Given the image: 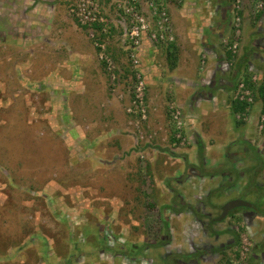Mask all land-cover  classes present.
Segmentation results:
<instances>
[{"label":"rangeland","instance_id":"1","mask_svg":"<svg viewBox=\"0 0 264 264\" xmlns=\"http://www.w3.org/2000/svg\"><path fill=\"white\" fill-rule=\"evenodd\" d=\"M119 1L95 0L100 16L110 28L108 34L101 38L107 43L108 52L115 62L117 78L112 81L89 30L78 23L75 13L72 12L74 6L80 3L79 0H0V5L5 3L12 13L13 9L20 11L16 14L20 23L23 17L28 18L26 26L30 20L34 23L32 17L37 18L35 22L38 26L41 24L39 21L41 18L46 34L44 33L45 36L42 37L41 48L36 50L38 57L35 56V62L43 63L42 67L46 68V73L51 74L48 76L51 81L47 82L60 85L52 98L48 95L41 99L35 96L37 93L34 90L35 82L20 74L22 71L10 72L13 54L12 59H9L7 51H3L7 43L0 40V69L6 71L4 74L6 89L4 85V91H0V98L3 95L11 104L5 108L6 103H0V264H109L111 260L107 258L108 254L100 251L93 252L94 256L91 257L86 255L87 250L75 252L67 249L66 243L71 238L77 240L83 238L81 245L88 248L97 246L101 237L99 232H102L105 238L110 234L118 239L122 236L124 242L122 245L129 248L133 242L136 245L144 242L161 244L164 241L162 237L169 236L166 240L167 250L164 251L167 254H171L180 242L184 249L185 246L190 247L189 244L196 249L207 244L199 259L201 262L188 261V264H264V242L256 245L258 244L256 236L251 235L250 230L242 225V220L234 214L227 215L221 222L215 221L224 232H232L231 235L228 234L231 244L228 245L225 241L228 248L226 251L213 249L212 253H205L208 249L212 250L210 247L213 245L198 236L205 233L201 223L195 222L198 220L191 218L181 220L184 215H174L169 220L165 218L171 225L169 230L162 222L161 215L164 214L162 207L167 206L174 195L171 190L179 191L178 186L171 182H194L193 178H201L200 181L204 182L207 175H210L199 168L194 172L184 171L188 164L194 168L199 164L200 154L196 149V142L199 140L202 142L207 162L202 158L204 164L210 167L212 159L206 152L207 147L213 145L214 135L224 141L225 136H233V131H237L242 123H238L236 114H228L231 113L230 108L225 111L220 107L221 109L216 111L213 106L205 105L195 114L186 115L189 120L183 128L186 141L174 143L172 136L175 124L171 117V109L175 106L179 108L173 93L175 82L169 78L172 79L170 85H157L158 78L167 68L165 64L167 57L160 53L168 44H154L145 40L142 50L137 53L136 68L130 56L132 45L124 35L128 24L122 20L123 13L118 6ZM233 2L234 0H225L224 3L219 0H203L200 15L202 24L210 25L215 15L213 12L217 10L215 5H224L228 12L221 20V23L224 22L222 26L232 28L223 37L227 42L233 31ZM242 2L245 5V12H248L247 17H243L245 24L243 26H250L254 34L251 32L250 35L249 32L248 36L242 33L240 49L233 59V66L238 63L239 73L237 75V71L233 72L232 90L223 96L224 100L228 101H233L239 81L246 78H251L252 81L256 76L257 81L254 84L258 86L264 77V0ZM171 3L177 10H182L181 7L184 5V1L180 5ZM1 8L0 6V10ZM186 8L191 13L195 7L191 4L186 5ZM210 10H213L212 13ZM173 27L175 28L174 23ZM253 40H256L255 44L260 52L254 51L250 58ZM155 45L158 46L160 53H154L152 56L148 51ZM31 52L27 55H32ZM20 53H22L19 56L22 57L20 61H26V53L21 50ZM241 62L246 63V68L240 67ZM136 72L143 74L147 84L145 120L139 113L140 116L128 111L132 105ZM152 76L155 77L157 84L149 85V78ZM180 83L186 86L187 82ZM40 86L42 89L48 87L45 83H41ZM256 93L254 91L255 103L259 100ZM171 105L173 106L170 109ZM246 113L248 114V111ZM86 114L90 123L82 124L86 125L87 135L92 137L96 132L105 140L106 137L110 138L107 139L109 146L104 148L106 154L101 156L104 150L100 152L94 147H90L89 153H84L86 148L81 140H75L73 147L83 150L75 149L73 154L65 157L63 154L67 153V150L63 137L71 138V132L75 136V132L81 129L77 121L80 116ZM263 117L260 109L250 129L262 130V139L259 138L258 142L261 141L259 147L264 156V122H261ZM2 120L8 122L2 123ZM69 121H73L74 124ZM241 122L244 123L243 120ZM45 124L48 129L44 127ZM201 130L206 135L205 139H199ZM55 134L57 137H54ZM114 136H120L122 144L119 141L115 143ZM93 144L97 147L98 143ZM115 145L120 148L118 151ZM140 146L143 147L141 152L138 151ZM107 148H112L113 154L107 155ZM105 159L106 164L102 162ZM119 162L124 165L125 170L122 171L118 167ZM224 167L223 171H226V164ZM257 180L258 176L255 175L248 182L243 198L237 200L254 202L259 197L258 194L264 192L258 184L253 186L255 182H259ZM243 185L244 182L242 188ZM187 188L188 194L190 189H193L191 183ZM195 189L192 195L203 194L200 192L204 190L197 191L201 189L200 187ZM178 200L180 198L175 195L174 202ZM195 201L196 204H200L196 209L202 208L205 212L206 207L202 203L207 204V201H203L201 197H195ZM187 202V205L192 206L193 203ZM209 202L218 206L224 204L221 201ZM242 208L237 209L240 211ZM210 210L214 214L210 221L223 214L220 209L217 212ZM165 211L169 217L170 212ZM177 230H181L180 233ZM210 238L214 240L212 236ZM110 240L112 241L113 237H110ZM75 244L80 245L77 242ZM72 255L77 257L73 258ZM71 257L72 261H69Z\"/></svg>","mask_w":264,"mask_h":264},{"label":"crops","instance_id":"2","mask_svg":"<svg viewBox=\"0 0 264 264\" xmlns=\"http://www.w3.org/2000/svg\"><path fill=\"white\" fill-rule=\"evenodd\" d=\"M183 1H184V5L183 7H181L182 10H177L176 7L172 5L171 2H175L174 0H168L170 4L168 2L166 3V6L169 10V14L172 18V22L175 25L174 30L176 32L175 31L174 32L176 33L177 36V43L175 42L171 43V45H169L166 48L161 47L162 48L161 53L159 51L158 46L155 45L149 48L148 54L154 56V53H160L161 55L164 54L165 57H167L165 62L167 68L165 72H163L164 74H161V77L158 78L157 80L158 84L155 83L156 79L154 76H152L151 79L149 78V85L157 84L159 86L160 84L162 85L167 84L166 86H168L170 85V82H172V79H174L173 80V82H175L173 85V93L175 97L174 99H176L175 102L178 101L179 108L181 109H179L178 106L176 107L175 105L174 108L182 111L183 118L185 120L184 123L186 126V123H189V120L186 115H191L192 113L195 114L197 110L199 111L205 105L213 106L216 111L220 110L221 109L220 107H223L222 109H224L225 111H228V108H230L231 113L228 114L229 115H231L232 113L236 114L233 111L234 99L233 101H228V99L224 100L223 96H225L229 91L232 90L233 72L236 73L237 71L236 74L238 75L239 67H238V63H235L236 66H233V59L235 56H233L231 52L228 51L226 45L227 40H223L224 35L229 33V31H231L232 29L230 28V26H222L224 22L221 23L223 16H226L228 12L226 11L225 6L222 4H218V5L216 4L215 8L217 10L215 11V13L213 12V15L214 14L215 15L214 16L212 15L213 23L210 25L207 24L203 25L201 22L202 17H200L203 0H182L181 3H177V4L180 5L183 3ZM220 1L221 3L225 2V0H219V2ZM191 4L194 5L195 8L192 10L191 13H189L187 10L188 8H186V5H191ZM0 6L2 7L1 8L2 10H0V40H3L4 42L7 43L6 49L3 51L4 52L7 51L6 55L10 57V58L8 57L9 59H12L11 55L13 54L12 66L10 67L11 68L10 72L18 73L19 71H22L20 72V74H23V76L25 78L27 77L28 80L35 82L36 85L34 86L35 87L34 90L37 91L35 96H37L38 98L40 97L41 99L43 96H47V95L49 96V98H52L56 92V89L60 88V85L59 84L55 85L56 83L53 85L52 82H47V81H51V78L48 77L51 76V74L46 73L47 72L46 68L42 67L44 66L43 63H41L40 61L35 62V58H36L35 56L38 57L36 50L41 48L40 45L43 42L42 37L45 36L46 34L41 18H39L41 24H38V26H36L37 23L35 21L37 20V18L30 17L31 19H33L32 22L34 23H31L30 20L29 25L26 26V20L28 18L25 19L26 17H23L22 21L20 20L21 23L18 21V17L16 16V14H19L20 11L18 10L14 11L13 9V13H12L9 10L8 6L5 5V3ZM210 11H211L210 13H212L213 10ZM39 14L40 12L38 13V15ZM240 14L242 17L244 16L247 17L248 12H245V5H243V10ZM14 15L17 17L16 19L14 18L15 17ZM254 17L256 18V16ZM243 25L245 24H242V33L244 34L246 33L245 35H248L250 32L251 35L252 32L251 27L243 26ZM252 34H254V32H252ZM44 41H46V38H44ZM67 41H69L68 38ZM26 42H29L30 44L27 45ZM255 42L256 40H253L251 44L252 51L250 54V58H252L254 51L256 53L260 52ZM21 43H23L24 45H22ZM20 50L23 51L24 54L26 53L25 54L26 61L24 62L20 61V59L22 58L19 57L22 54L20 53ZM29 52H31L32 55L30 54L27 55V53ZM199 55H201V57ZM255 55L257 56V54ZM154 59H156V56L154 57ZM85 63H87V61ZM241 63L242 64L240 67L243 68L245 66L246 68L245 65L246 63L243 62ZM83 68L85 67L83 66ZM83 68L81 67V70ZM30 71H32V73H30ZM5 73L6 71L4 69H0V91L2 92L4 91V85H5L4 84ZM52 76L55 77L54 75ZM182 81L187 82L186 83L187 87L183 85V83L182 84L180 83ZM41 83H45L46 85H48V87L46 89H42L40 86ZM5 89H6V85H5ZM258 99L259 97H257V100ZM259 100L256 101V103H254L252 107H250L248 114L244 113V118H245V120L243 119L244 123H242L243 125L241 124V126L238 127L237 131L236 130H234L235 132L233 131V136L230 135L225 136L226 138L223 140L224 141L226 140V142L222 141V139H220L219 137H216V135H214V137L212 136L213 137L212 139L214 140V141L212 140L213 145L208 146L207 147L208 151L206 152L208 156H210V159H212L211 160L212 163L209 165L210 167L204 164V159L206 162L207 160L204 156L205 150L202 145V142L200 140L199 142H196L197 144L196 149L199 150L198 153L200 154L201 160L199 159V164H197L195 168L190 166L189 164L187 165V167L185 165L186 168L185 167L184 168L186 170L184 169V171L190 172L191 170L192 172H194L199 168V169H204L206 173L209 172L210 175H207V177L204 179L205 180L204 182L200 181L201 179L200 177H199L200 179L193 178L194 182H171L172 184L174 183V185L178 186L179 191H173L172 189L171 191L174 193V195H172L171 202L166 204L167 206L162 207V212L164 214L161 215V219L168 230L169 228L171 229V225L170 223L168 224L169 221L167 222L166 219L169 220L170 217H173L174 215L177 216L184 215L181 220H184V218L185 219L191 218L198 220L195 222L201 223V228L202 230L205 229L204 230L205 233L202 236L201 234H198V236L205 239V241L211 243L213 245L210 247L212 248V250L220 249L222 251L223 250L226 251L228 249L227 244L225 245V241L226 243H228V245L231 244V238H229L228 234L231 235L232 232L231 231L224 232L216 224V222L223 221L224 218L221 219L222 218L221 214L218 215L219 217L217 216V218H215L214 220L212 221L209 220L212 217V215H214L210 209L216 212L219 211L220 209L222 213V209L226 205V203H229L230 201L233 200H237V198L241 199L246 187L248 186V182H250V180L253 179L255 175L258 176L259 182H255L253 186L258 184L259 188H262V190H264V156H263V152L260 150L259 147L260 145L259 142L261 141L258 142L259 138L262 139V135H261L262 130L254 131L252 130V128L250 129V126L253 125L252 123L256 121L260 109L264 114L263 102L261 99ZM0 103H6L5 108H8L11 105L10 103H8L7 99L4 98L3 95L0 98ZM172 106L173 105L170 106V109ZM71 110H73L72 107ZM5 121L2 120V123H4ZM69 122L73 123V121H69ZM77 122L81 128L80 131L78 130L79 132L78 131L75 132L76 133L75 136L73 135V132H71L70 133L71 138L69 136L63 137L65 139L63 143L65 145V149L67 150V153L63 154L65 157H68L70 154H73V151L75 149L83 150V148L73 147V143L75 140H81V143L86 148V152L84 153H89L90 147H94L96 150L101 152L102 150H104L105 147L109 146L107 139L110 138L106 137L105 140L103 137H100V134H97L96 132L93 133L92 137L87 135L88 130H85L86 125L84 126V124H82L83 122L90 123L87 114L80 116ZM44 127H46V129L49 128V127L47 128L46 124L44 125ZM199 133H200L199 139L206 138V135L202 130ZM54 137H57V135L55 134ZM114 137H115L114 138L115 143L119 141V143L122 144V140L120 136L118 137L114 136ZM53 138L50 139L52 140ZM99 139H103V140H99ZM95 142L98 143L96 145L98 148L95 147V145L93 144ZM103 145L104 147H102ZM117 147L118 146L115 145V149L118 151L120 148L118 147L117 149ZM52 150L54 149L52 148ZM112 150H113L112 148H107V155L113 154ZM128 150L130 151V148ZM142 150L143 147L140 146L138 148V151L141 152ZM123 152L124 150L121 151V153ZM102 154L105 155L106 150H104L103 153H101L100 155L102 156ZM54 155L55 153L52 154L53 157ZM105 161L107 160L105 159L102 162L106 164L107 162ZM225 164L227 169L226 171H223V169L225 168L224 167ZM118 167H120L122 171L125 170L124 165L121 162H119ZM262 169L263 171H261ZM189 174L190 173H188V175ZM201 175H203L202 171H201ZM243 182L245 185H243L244 187L242 188ZM167 183L170 182H166V184ZM189 183H191L193 189L192 190L190 189L189 191L190 193L187 194L186 191L189 190V188H187V186H189ZM197 187L201 188V189H197V191L204 190L202 192L199 191L200 194L203 193L202 195H199V193L197 194V196L196 194L192 195V193H195L196 191L195 188ZM182 189L185 194L182 193ZM253 190L255 189L253 188ZM263 193L258 194L259 197H257L254 202L250 201V204L254 206L253 208L243 207L240 211L239 209L236 208L231 210L228 214L231 216L234 214V216L242 220V225L246 226L250 230L251 235L256 236L255 238L256 241L258 242V244L256 245H259V243L263 244L264 242V194ZM175 195H177V197L180 198L178 202L177 201L174 202ZM195 197L197 198L201 197L203 201H207V204L202 203V205L206 207L205 212L202 211V208L201 210L200 208L196 209V206H198L199 203L197 204L195 203L196 202ZM104 199L106 200V198ZM209 200L211 201V203L212 201L213 202L221 201L224 202V204L221 206H218L217 204H209L210 203ZM187 201L193 203L192 206L187 205L186 204L188 203ZM165 210L170 212L171 215L169 217ZM208 210L209 212H206ZM209 229H210L209 232H211L212 234L207 232ZM180 231L181 230H177L178 233H180ZM99 233L101 237L99 239L100 241L97 246H90V248H88L87 246L81 245V243L83 242L82 240L83 238L81 240L71 238L66 243V245H68L67 249L74 250L75 252H77V250L79 251L87 250L86 255L87 254L91 255V257L94 256V253L96 251H100V253L108 254L107 258L111 260L109 264H188L189 263L188 261L201 262L198 259H200L201 255L204 253L202 251L206 249V245H207L204 244V247L200 246L196 249L191 244H189L188 246L190 247L186 248L187 246H185L184 249V247H182L183 244L180 242L178 243L177 248L173 249L175 251V252L173 251L174 253L172 252L171 254H167L164 251L167 250L166 246L168 242H166V240L169 239V236L162 237L163 238L162 240L164 241L163 242L161 241L162 242L161 244L154 242L149 244V242H144V244L136 245V243L133 242V244H131V247L129 248L127 245L125 246L122 245L124 244V242H122L121 239L122 236L120 239H118L115 238L112 234H110L107 238H105L102 232ZM178 233H177V239H179ZM175 235L176 233L174 234V236ZM210 236L213 237L214 239L213 241L211 240ZM110 237H113L112 241L110 240ZM75 242H77L80 245H76ZM233 243L234 241H232V244ZM208 250H206L205 253ZM117 251H119V253H117ZM77 255H74V257L72 255V257L75 258L77 257ZM72 257L71 259H69V261H72Z\"/></svg>","mask_w":264,"mask_h":264},{"label":"built area","instance_id":"3","mask_svg":"<svg viewBox=\"0 0 264 264\" xmlns=\"http://www.w3.org/2000/svg\"><path fill=\"white\" fill-rule=\"evenodd\" d=\"M77 6H74L72 12L75 13L78 23L87 28L90 32V37L93 39L96 48L99 51V57L104 63L105 69L111 76L112 81H115L116 67L115 62L108 52L107 43L101 36L108 34V23L100 16V11L95 0H79ZM120 0L118 3L119 8L123 13L122 20L127 22L128 27L125 29L124 35L132 45L131 58L134 66L137 68L138 52L143 48L145 40L152 43L171 44L175 42V32L169 10L166 6L165 0ZM176 3H181L182 0H174ZM243 10L242 0H234L233 2V31L229 42H227L228 51L233 56L238 54L242 38V24L243 17L241 12ZM100 26V29L96 27ZM256 83L257 77L252 78ZM135 85L133 88V97L131 100V108L129 113L136 115L140 114L141 117L146 119V111L144 109L146 99V80L143 74L136 72ZM255 94L247 86L243 80L239 81L236 85L234 100L238 99L241 102L252 105L255 103ZM138 114V116H140ZM171 117L174 121L175 128L179 131L177 138H182L181 131L184 128L183 114L179 109H171ZM238 119H244V114H238ZM264 122V117L261 119ZM184 141V140H183ZM183 143V142H182Z\"/></svg>","mask_w":264,"mask_h":264},{"label":"trees","instance_id":"4","mask_svg":"<svg viewBox=\"0 0 264 264\" xmlns=\"http://www.w3.org/2000/svg\"><path fill=\"white\" fill-rule=\"evenodd\" d=\"M96 27L98 29H100V26L99 25H96ZM169 45H171V44H169ZM243 81L246 82L247 86L253 91V93H254V91L257 92L256 94L258 95L259 99L262 100V102H263V108H264V77H263L262 81L259 83L258 86H256L254 84V82L251 81V78L250 79L249 78H246V80H243ZM255 97L256 96H254V98ZM250 107H251L250 105H248L247 103L241 102L238 99H236V100L233 101V111L237 115L238 114H242L243 115L244 113H246L247 111L250 110ZM263 112H264V110H263ZM241 120H243V119H239L238 123H240V124L243 123V122H241ZM183 131H181L182 138H177V135H178L179 131H177L176 128L174 129L173 136H172L173 137L172 138V141L174 143L175 142L176 143H181V142L186 141V138L184 136V132Z\"/></svg>","mask_w":264,"mask_h":264},{"label":"water","instance_id":"5","mask_svg":"<svg viewBox=\"0 0 264 264\" xmlns=\"http://www.w3.org/2000/svg\"><path fill=\"white\" fill-rule=\"evenodd\" d=\"M239 207L253 208L254 206L252 204H250V203L245 202V201L233 200V201L227 203L223 207V214H222V218L221 219L225 218L231 210L239 208Z\"/></svg>","mask_w":264,"mask_h":264},{"label":"flooded vegetation","instance_id":"6","mask_svg":"<svg viewBox=\"0 0 264 264\" xmlns=\"http://www.w3.org/2000/svg\"><path fill=\"white\" fill-rule=\"evenodd\" d=\"M222 211H223V209H222ZM209 231H210V229H209L207 232H209ZM209 233L212 234L211 232H209ZM212 251H213V250H212ZM212 251H211V250H208L207 253H212ZM217 251H222V250L219 249V250H217ZM223 251H224V250H223ZM201 257H202V255H201ZM201 257H200V258H201ZM198 260H199V259H198Z\"/></svg>","mask_w":264,"mask_h":264}]
</instances>
